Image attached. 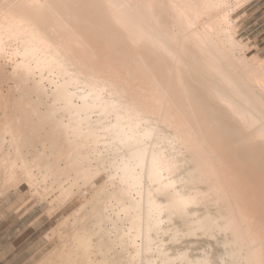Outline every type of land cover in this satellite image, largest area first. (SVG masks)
Returning a JSON list of instances; mask_svg holds the SVG:
<instances>
[{
  "label": "bare ground",
  "instance_id": "bare-ground-1",
  "mask_svg": "<svg viewBox=\"0 0 264 264\" xmlns=\"http://www.w3.org/2000/svg\"><path fill=\"white\" fill-rule=\"evenodd\" d=\"M248 1L0 0V195L95 185L37 264H264Z\"/></svg>",
  "mask_w": 264,
  "mask_h": 264
},
{
  "label": "rangeland",
  "instance_id": "rangeland-1",
  "mask_svg": "<svg viewBox=\"0 0 264 264\" xmlns=\"http://www.w3.org/2000/svg\"><path fill=\"white\" fill-rule=\"evenodd\" d=\"M233 20L235 21V26L237 29L236 37L238 40H241L245 44L242 52L248 57L255 56L259 59L264 60V0L248 1L237 11H235V13L233 14ZM2 84L3 83H0V87L1 90H3V92L5 93L7 90V84ZM104 176L107 177L106 173H103L100 179L102 180L103 178L105 181H107L108 179H105ZM101 182L99 181L98 183ZM197 183L199 185V182ZM200 186L204 185L200 184ZM94 187V184L88 186L84 191L85 193L82 192L81 194L77 195L75 199L69 202L66 206L59 207L58 210L53 208L51 209L50 203L46 199H41L38 196H34L24 181L19 187H17L16 189L11 188L7 190L3 194H1L0 197L11 192L12 195L16 198L17 202H23L21 206L27 207L28 209H33L34 214H43L44 218L48 219V223L45 226L48 228V249L40 257V259H42L43 256H45L50 251V249H54L61 242L62 234L60 233H63L64 229L60 228V221H62L66 216L70 215L77 207H79V205H81L84 200V195L90 193ZM207 204L211 206V202ZM57 229H61V231ZM186 239V237H183V239H180V241H178V244L186 241ZM40 259L36 260L33 264H37Z\"/></svg>",
  "mask_w": 264,
  "mask_h": 264
},
{
  "label": "crops",
  "instance_id": "crops-1",
  "mask_svg": "<svg viewBox=\"0 0 264 264\" xmlns=\"http://www.w3.org/2000/svg\"><path fill=\"white\" fill-rule=\"evenodd\" d=\"M22 204L0 197V264H33L48 249V219Z\"/></svg>",
  "mask_w": 264,
  "mask_h": 264
}]
</instances>
